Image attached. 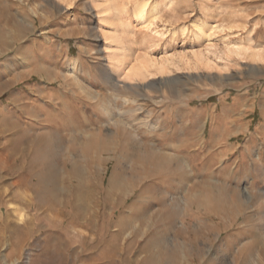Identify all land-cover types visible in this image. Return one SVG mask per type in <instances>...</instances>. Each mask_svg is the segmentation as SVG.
I'll return each mask as SVG.
<instances>
[{
  "label": "rangeland",
  "instance_id": "374dc122",
  "mask_svg": "<svg viewBox=\"0 0 264 264\" xmlns=\"http://www.w3.org/2000/svg\"><path fill=\"white\" fill-rule=\"evenodd\" d=\"M117 2L0 0V264H264V0Z\"/></svg>",
  "mask_w": 264,
  "mask_h": 264
},
{
  "label": "bare ground",
  "instance_id": "6f19581e",
  "mask_svg": "<svg viewBox=\"0 0 264 264\" xmlns=\"http://www.w3.org/2000/svg\"><path fill=\"white\" fill-rule=\"evenodd\" d=\"M104 1H106V4L108 5V6H106L105 7V10H104V12L103 13H105L106 15H107V18L105 19V22L107 23V24H109V23H111V16H113L114 14H116V13H119V12H121L120 14H122V12H124V11H122L121 10V6L119 7V3L117 2V0H104ZM138 10V9H137ZM144 10V9H143ZM145 11V10H144ZM140 13V12H139ZM138 14V13H137ZM141 14H142V12H141ZM115 17V16H114ZM117 22V21H116ZM127 23V22H126ZM123 24V23H122ZM115 25H117V24H115ZM125 25V24H124ZM197 26H199V24H197ZM196 26V27H197ZM116 27V26H115ZM209 29L210 30H213V29H215V26L214 25H210L209 26ZM106 35V34H105ZM116 35V34H115ZM113 36V37H111L110 39V41H111V43H112V47H113V49L114 48H118V51H116L114 54H112L111 55V66L114 68V70H115V72H116V74L118 75V78L119 79H121L124 75H125V69H126V63H127V58H128V55H127V53H126V51L124 50V49H119V42H120V39L118 38V36ZM125 35H126V33H125ZM129 35V34H128ZM128 35H126V36H128ZM130 36V35H129ZM122 40V39H121ZM228 56L229 57H233V55H236V56H247L248 58H250V59H260L261 60V58L263 59V55H264V50H257L256 48H252V49H249V48H247V47H236L235 46V48H230L229 50H228ZM202 58V61L201 62H203V64H204V66H206V67H210L211 66V64L208 62V59H207V57H201ZM27 63V59H25V63L24 64H26ZM23 64V65H24ZM210 68H212V67H210ZM135 69V68H134ZM161 72H163V70L161 71ZM72 73L74 74L75 73V67H73V70H72ZM136 76L137 77H141V78H145V76L146 75H144L143 74V71H138V72H136ZM197 186H198V184H197ZM196 186V187H197ZM194 189L195 188H192V187H189L188 188V190H187V199H186V202H185V207H184V210H185V212H186V214H185V222H186V224L190 221L189 219H190V207L192 206V199H191V197L190 196H192V194H193V191H194ZM60 192H61V190H60ZM195 192V191H194ZM63 195V194H62ZM186 195V194H185ZM186 197V196H185ZM184 197V198H185ZM195 202V201H194ZM197 202V201H196ZM202 207V206H201ZM174 208V207H173ZM197 208V207H196ZM198 210V209H197ZM210 214H213L214 215V217H216V218H218V219H221L222 220V222H223V220H225L226 219V215L225 216H223L222 215V212L221 211H218L217 210V208H212L211 210H210ZM227 212V211H226ZM17 213V212H16ZM224 214V213H223ZM226 214V213H225ZM229 217H230V215H229ZM23 221V215L22 214H18V222H22ZM224 224V223H223ZM220 226H222V223H220L219 224ZM211 231V230H210ZM230 251V250H229ZM198 255V254H197ZM227 255H229V253H227ZM199 258V257H198ZM191 260V259H190Z\"/></svg>",
  "mask_w": 264,
  "mask_h": 264
}]
</instances>
